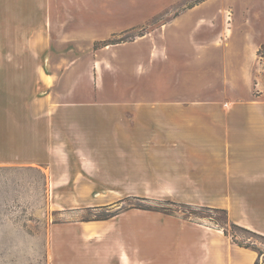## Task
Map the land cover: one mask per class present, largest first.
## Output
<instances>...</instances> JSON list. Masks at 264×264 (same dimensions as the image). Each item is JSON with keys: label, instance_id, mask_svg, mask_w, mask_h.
<instances>
[{"label": "rangeland", "instance_id": "1", "mask_svg": "<svg viewBox=\"0 0 264 264\" xmlns=\"http://www.w3.org/2000/svg\"><path fill=\"white\" fill-rule=\"evenodd\" d=\"M263 44L264 0H0V264H82L102 230L264 264L203 135L125 126L130 101L264 99Z\"/></svg>", "mask_w": 264, "mask_h": 264}, {"label": "crops", "instance_id": "2", "mask_svg": "<svg viewBox=\"0 0 264 264\" xmlns=\"http://www.w3.org/2000/svg\"><path fill=\"white\" fill-rule=\"evenodd\" d=\"M127 104L125 126L130 133L133 126L141 125L140 120L147 119L161 135L174 141L180 140L182 133L187 138H193L195 133L198 137L203 135L208 156H220L221 187L236 189V208L244 218L236 215L234 221L264 234V99H209L188 103L179 99H156ZM104 113L101 112L102 118ZM144 129L142 125L135 128ZM225 208L232 217L234 208L228 205ZM106 220L94 222L98 225ZM86 231H82L85 237L89 235ZM111 238L110 230L100 231L93 249L83 250L80 263L93 259V264H134L138 258L142 264H213L211 255L200 259L196 245L168 240L158 241L152 246H156L155 250L149 247L133 251L125 236L114 242ZM232 250L234 264H255L258 258L257 251L250 248L236 246Z\"/></svg>", "mask_w": 264, "mask_h": 264}, {"label": "trees", "instance_id": "3", "mask_svg": "<svg viewBox=\"0 0 264 264\" xmlns=\"http://www.w3.org/2000/svg\"><path fill=\"white\" fill-rule=\"evenodd\" d=\"M105 44L107 45L108 43H105ZM262 47H264V44L262 45ZM167 203H176V202H172V201H170V200H167ZM181 205L186 206L187 204H181ZM142 208H146V209H155V210H159V211L161 210V211H163V212H166V213H170V214H172V212L167 211L168 209H166V208H162V207H142ZM208 208H209V207H208ZM114 214H115V213H111V214H109V215H107V216H105V217H97V218H95V220H97V219H107V218L113 216ZM232 226L237 227V228H240V229H242V230H244V231H246V232H249V233H251V234H253V235H256V236H258V237H260V238H262V239L264 240V234H261V233L255 232V231H253V230H251V229H248V228H246V227L240 226V225L235 224V223H233ZM224 232H225V234H227L226 229H224ZM238 244H239L240 246H243V247H246V248L252 247V248L256 249V250L258 251L257 264H260V257H261L262 254H263V252H262L260 249H258L256 246H254L253 244H250V243L243 244V243H241V242H238ZM263 261H264V260H263Z\"/></svg>", "mask_w": 264, "mask_h": 264}]
</instances>
